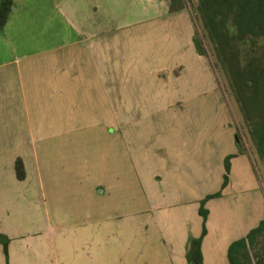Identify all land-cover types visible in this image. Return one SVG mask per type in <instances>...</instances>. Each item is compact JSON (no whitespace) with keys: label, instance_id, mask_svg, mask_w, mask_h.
Masks as SVG:
<instances>
[{"label":"rangeland","instance_id":"1","mask_svg":"<svg viewBox=\"0 0 264 264\" xmlns=\"http://www.w3.org/2000/svg\"><path fill=\"white\" fill-rule=\"evenodd\" d=\"M116 1L117 8L109 11L108 18L104 14V20L116 17L120 25L109 35L103 34L102 71L97 80L71 84L69 105L58 104L57 91L51 93L54 87L50 85L40 91L38 120L33 118L30 123L31 139L34 142L36 138L30 146L34 151L33 176L16 181V199L7 196L0 205V229L13 237L12 260L19 259L23 249L28 264H78L79 259H90L96 243L92 234L101 223L83 221L79 209L89 197L100 196L93 190L97 183L115 180L125 184L118 186L124 192L115 196L126 200L141 195L165 166V174L174 182L187 183L193 190H203L210 183L208 190H219L220 172L225 173L224 155L232 152L242 154L231 161V180L240 179L244 192L236 194L238 187L230 185L228 194L244 199L229 200L228 223L243 221L245 215L253 217L255 209L264 214V159L248 133L231 88L234 78L226 68L234 56L243 61L244 50L237 54L229 47L225 51L221 43L217 54L216 43L200 18L199 0H183V11L173 14L167 12V0ZM46 29L25 27L40 39L46 36ZM193 37L200 42L201 55L193 50ZM259 40L264 44V36ZM38 45L40 49L43 46L42 42ZM177 70L180 72L175 75ZM43 112L49 114L46 122ZM58 113L65 117L64 125L58 122ZM25 132L30 134L29 123ZM48 141L53 153L46 151ZM41 146L46 153L39 152ZM168 148L176 152L175 164L167 161ZM188 162L196 167L188 169ZM157 184L160 190L172 187ZM118 198L103 202L105 212L109 211L104 216L113 213L119 217L104 220L102 226L129 235L138 218L127 213L133 208L130 204L121 212L125 201ZM217 207L214 202L206 207L214 226ZM114 208L120 209L119 213H114ZM251 223L248 220L247 226ZM0 264H4L1 248Z\"/></svg>","mask_w":264,"mask_h":264},{"label":"crops","instance_id":"2","mask_svg":"<svg viewBox=\"0 0 264 264\" xmlns=\"http://www.w3.org/2000/svg\"><path fill=\"white\" fill-rule=\"evenodd\" d=\"M166 6L169 12L168 3ZM116 8V0H13L7 21L0 29V187L3 189V192L0 190V205L7 196L16 199V181H24L30 175L33 176L32 171L35 165L32 153L34 154V151L30 150V146L34 144L36 138L34 142L31 139L30 123L33 118L35 121L38 120L36 116L39 112L40 91L43 92L44 87L50 85L55 88H52L51 93L57 91L58 104L69 105L71 84H80L85 80L92 84L94 79L97 80V75L102 71L100 56L103 34L109 35L113 28L120 25L116 17L113 19L110 16L112 18L104 20V14L108 18L111 15L109 11ZM182 11L183 9L169 13ZM26 26H33V30L38 26H46V36L40 39L39 36L37 37L38 34L33 35L31 31H25ZM188 27L192 33L189 21ZM39 42L43 45L41 49ZM98 43H100L99 47ZM191 45L195 50L192 42ZM191 51L192 49L189 50ZM40 54L44 56L41 65ZM177 68L182 69V66L179 65ZM177 71L173 73L178 75L180 70ZM61 74L66 76L56 78L55 75ZM86 75H89L88 79ZM51 100H54V96ZM33 109L35 111L31 116ZM48 117L49 114L43 112L44 122L48 120ZM57 119L64 125L65 117L61 118L58 113ZM27 123H29L30 134L25 132ZM43 133L45 135L47 131ZM47 144L49 149L46 151L50 150V153H53V148L49 145L51 143L48 141ZM43 147H40L39 152L44 151ZM232 153H235V156L230 159L226 186L221 189V195L208 198L205 202V208L213 202L217 204L218 220L214 226L211 212L208 210L205 220L206 233L200 245L201 264H229L228 245L233 240L244 236L250 228L264 218V214L255 209L253 217L246 218L245 215L243 221L231 223V225L227 221L226 209H229V200L244 199V196L233 197L228 194L230 185L238 187L236 194L244 192L240 189L243 186L240 185V179L238 182L231 180L233 172L231 161L242 154ZM166 154L167 161L175 164L173 162L177 160L176 152L168 148ZM17 157L22 159L25 170V177L21 180L15 175L14 163ZM195 165L188 162L187 168L196 167ZM165 172L164 166V172L156 173L152 183L144 187L145 191L141 190V195L137 197L133 195L126 200L115 196L116 192H124V189H118V186H126L123 183L104 180L94 186L93 190L100 193V196L89 197L88 201L84 202L87 204L82 206L79 212L83 216V221L100 222L101 227L94 230L92 234L96 241L90 252L92 257L87 260L79 259L78 264H188L186 252L189 242L192 238L198 237L202 229V217L198 212L199 202L207 194L217 190H208L206 187L211 186L210 183L205 185L203 190H193L187 187V183L177 180L174 182V179ZM219 172L220 169L218 174ZM223 173V171L220 172L222 178L219 186L222 183ZM211 175L215 176L214 173ZM157 182L170 184L172 187L160 190L157 188ZM115 198L125 201L121 212L124 209L127 211L130 204L133 208L127 213H132L138 218L137 227L131 228L129 235L127 231L113 233L108 225L102 226L104 220L119 217L113 213L104 216V213L109 211L105 212L106 206L103 202H109ZM260 201L263 202L262 192H260ZM147 205L148 209H146ZM108 207L110 206L107 205ZM117 207L119 208L118 201ZM118 208H114V213H119ZM143 212H146V215H142ZM248 220L252 221L249 226H247ZM0 232L9 238L8 263H30L24 254V249L22 254L19 253V259L12 260L10 249L12 234L6 229H0ZM0 248L2 252L1 244ZM4 264H6L5 258Z\"/></svg>","mask_w":264,"mask_h":264},{"label":"trees","instance_id":"3","mask_svg":"<svg viewBox=\"0 0 264 264\" xmlns=\"http://www.w3.org/2000/svg\"><path fill=\"white\" fill-rule=\"evenodd\" d=\"M167 1L169 12H177L185 7L183 0ZM12 2L13 0H0V29L7 21ZM198 11L203 26L211 40L216 43V50L222 43L225 51L230 47L237 54L241 49L245 52L243 61L239 56H234L228 67H225L229 68L234 78L231 88L238 99L241 115L248 125V133L259 155L264 159V44L259 40L264 36V0H199ZM236 145L241 151L239 136H236ZM234 156L235 153L224 156L225 173L220 189L207 194L199 202L202 229L200 235L189 242L186 252L188 264L191 261L201 264L200 245L206 233L205 220L208 213L205 202L208 198L221 195V189L228 182L230 158ZM14 169L17 179L25 177L21 158H16ZM8 242L7 235L0 232V244L6 264H9ZM227 258L229 264H264V218L244 236L228 245Z\"/></svg>","mask_w":264,"mask_h":264},{"label":"water","instance_id":"4","mask_svg":"<svg viewBox=\"0 0 264 264\" xmlns=\"http://www.w3.org/2000/svg\"><path fill=\"white\" fill-rule=\"evenodd\" d=\"M192 43H193V46H194L196 52H197L199 55H201V54H202V47H201V45H200L199 40H198L196 37H193V39H192ZM191 264H195V262L192 261Z\"/></svg>","mask_w":264,"mask_h":264}]
</instances>
